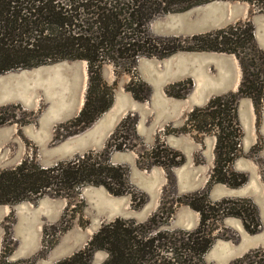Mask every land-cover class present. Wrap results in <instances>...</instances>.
<instances>
[{
	"label": "rangeland",
	"instance_id": "1",
	"mask_svg": "<svg viewBox=\"0 0 264 264\" xmlns=\"http://www.w3.org/2000/svg\"><path fill=\"white\" fill-rule=\"evenodd\" d=\"M229 14L233 19L221 29L245 22L253 26L257 52L245 51L254 65L250 71L258 74L259 87L261 71L264 73L260 69L264 14L246 2L219 0L181 13L158 15L130 34L136 35V50H150L158 43L155 40L185 41L218 31L193 34L184 24L196 25L203 16L214 22ZM186 16L188 21L183 20ZM221 59H226L225 65ZM130 67H102L107 88L99 90L111 93L112 105L76 134L78 128L72 121L86 102L87 62L65 60L0 75V94L5 98L0 110H6L9 119L0 126V171L24 161L47 169L90 155L92 163L121 168L127 190L115 196L105 186L87 184L64 190L63 196L46 193L34 200L0 205V258L9 247V262L55 264L83 250L103 226L117 219L141 225L156 216V222L143 232L146 238L162 235L159 262L169 261L175 250L177 264H232L260 251L253 257L258 264L264 258V98L256 106L252 98L241 97L233 109L227 96L238 92L243 76L233 54L179 51L165 58L143 55ZM39 69L46 76H40ZM20 75L26 77V83L17 81ZM7 76L12 79L2 83ZM14 90L17 97L12 99ZM219 97L223 104L212 108L211 102ZM219 124L227 132L238 131V139L230 137V142L237 143V157L224 170L229 177L231 173L246 177L245 184L237 188L212 179ZM222 200L234 202L243 215L224 217L221 209L229 204L220 206ZM251 204L259 224L255 234L245 224ZM192 205L213 207L207 211L206 229L214 242L202 257L188 254L177 241L171 243L185 238L181 233L198 228L200 214ZM109 214H113L111 219ZM107 257L106 252L97 251L92 263L101 264Z\"/></svg>",
	"mask_w": 264,
	"mask_h": 264
},
{
	"label": "trees",
	"instance_id": "2",
	"mask_svg": "<svg viewBox=\"0 0 264 264\" xmlns=\"http://www.w3.org/2000/svg\"><path fill=\"white\" fill-rule=\"evenodd\" d=\"M0 0V75L18 69H31L38 66L54 64L60 61H85L88 65L89 85L86 102L80 115L72 121L78 128L76 133L87 129L96 118L109 109L113 96L100 87L107 88L103 83L101 69L105 64L122 68L129 64L135 67L136 60L145 56L168 57L179 51L187 52H218L235 55L242 68V82L237 93L228 94L230 103L236 109L241 97H250L256 106L264 98V73L260 86L258 74L250 70L254 66L247 57L245 49L257 52L254 40V29L250 22L237 23L227 28L193 36L189 40H155L150 50H136V35L131 32L144 28L146 23L162 14L181 13L192 8L219 0ZM246 2L260 14H264V0H230ZM151 42V40L149 41ZM184 43V44H183ZM155 44V43H154ZM261 70H264V58ZM221 97L211 102V107L223 104ZM217 108V107H216ZM6 110H0V126L7 124ZM217 114L221 113V110ZM222 124V123H221ZM218 126V125H217ZM216 160L212 174L215 182L230 187H240L246 182L242 174L227 171L226 163L233 162L237 157L236 142L238 131L234 133L219 124ZM199 130L204 127L199 126ZM89 155L83 159L60 164L52 168H41L24 161L19 166L0 171V205L17 204L41 197L46 193L63 196L64 190L79 188L91 184L105 186L113 195L121 196L127 192L124 171L92 163ZM224 162V164H223ZM216 173H219L217 176ZM116 186V187H115ZM234 202L222 200L226 205L224 217H241L243 212L236 211ZM200 214V224L192 232H183L185 238H175L181 249L192 256L202 257L214 242L212 232L206 229L209 217L207 208L192 205ZM250 213L246 218V228L251 234L258 232L257 211L251 204ZM246 212V211H244ZM156 216L145 224L135 225L132 221L117 219L103 226L89 241L87 246L73 256L55 264H93V255L97 251L108 254L101 264H177L179 256L169 261L159 262V250L163 248L159 241L162 237L146 238L143 230L151 228ZM149 226V227H148ZM150 230V229H149ZM163 238V237H162ZM11 249L2 253L0 264H34L31 261L9 262L7 256ZM255 251L237 259L232 264H255ZM264 258L258 264H264Z\"/></svg>",
	"mask_w": 264,
	"mask_h": 264
},
{
	"label": "water",
	"instance_id": "3",
	"mask_svg": "<svg viewBox=\"0 0 264 264\" xmlns=\"http://www.w3.org/2000/svg\"><path fill=\"white\" fill-rule=\"evenodd\" d=\"M214 7L216 8V9H221V5H218V4H216V5H214ZM207 10H209V9H205L204 11H203V9H202V11L203 12H206ZM218 18V17H217ZM188 19V16H186V18H183V20H187ZM231 19H233V16L232 15H227V17H225L224 19H222V18H218V19H216L214 22H212V21H210V20H208L205 16H203V17H201L200 19H198V21H197V24L196 25H194V24H192V23H188V22H186L185 24H184V29L187 31V32H189V33H193V34H195V33H202V32H210V31H212V30H214V29H218V30H220L221 29V27H223L226 23H228ZM188 21V20H187ZM222 61H221V63L222 64H226V59H221ZM37 72H38V74H40V76H42V77H44V76H46V73H45V71L43 70V69H39V70H37ZM12 79V77L10 78L9 76H7V77H4L3 79H2V83H8V81H10ZM17 81H21V82H27V80H26V77L24 76V75H20V76H18L17 77ZM2 96H4V95H2V94H0V104H2L4 101H5V98H3ZM10 97L12 98V99H14V98H16L17 97V94H16V91L14 90V93H11L10 94ZM59 155L57 154L55 157L57 158ZM50 163H54L53 162V159H51L50 160ZM113 217V214H109V216H108V218L109 219H111ZM74 247L75 246H72L71 248H70V251L71 250H73L74 249ZM63 254V253H62ZM227 259V258H226Z\"/></svg>",
	"mask_w": 264,
	"mask_h": 264
}]
</instances>
